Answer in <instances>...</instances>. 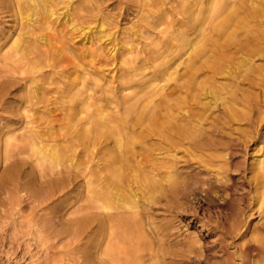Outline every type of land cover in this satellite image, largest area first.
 Returning <instances> with one entry per match:
<instances>
[{"label":"bare ground","instance_id":"bare-ground-1","mask_svg":"<svg viewBox=\"0 0 264 264\" xmlns=\"http://www.w3.org/2000/svg\"><path fill=\"white\" fill-rule=\"evenodd\" d=\"M9 1L18 28L0 37V221L25 223L30 239L44 246L43 264H186L197 258L199 240L174 247L145 209L156 193L179 183L178 150L212 160L208 151L217 147L199 136L201 91L221 99L233 116L250 109L252 97L236 91L237 79L264 82V65L256 63L264 60V0H183L165 26L166 16L144 17L132 32L142 47L103 23L93 30L94 15L83 0ZM13 82L26 90L12 105L16 117L4 115ZM253 157L252 205L248 214L233 209L230 227L264 256V229L245 227L254 205L264 217V152ZM20 162L31 168L23 181ZM60 174L67 179L52 182ZM42 178L49 183L43 195L37 188ZM69 185L79 189L81 215L62 213L61 227L51 228L35 208L53 206ZM200 191L208 197L210 188ZM245 242L238 262L259 264L248 261Z\"/></svg>","mask_w":264,"mask_h":264},{"label":"rangeland","instance_id":"rangeland-1","mask_svg":"<svg viewBox=\"0 0 264 264\" xmlns=\"http://www.w3.org/2000/svg\"><path fill=\"white\" fill-rule=\"evenodd\" d=\"M182 3L183 0H83L87 14L94 15V20L90 23L93 30H98L103 23V27H112V30H116L118 37L124 40L132 38L133 43L141 47L142 38L132 32L143 23L144 17L158 14L161 17L166 16L168 20H164L160 27L165 26L170 18L178 15ZM17 21L11 2L0 0V37L5 34L9 38L18 28ZM109 37L104 43L108 42ZM152 37L153 41L160 39L156 36ZM256 63L264 65V60L258 58ZM151 69L152 67H148L146 70ZM237 81L236 91L246 90V93L252 97L250 109H247L245 114L233 116L222 107L221 99L213 101L208 93L201 91L198 110L204 113V119L199 136L203 140L212 141L211 143L217 147L208 151L212 154V160L199 151L190 155L188 152L178 150L176 167L179 183L173 188L167 187L156 193L155 198L145 209L152 222L151 225L161 229L168 242L174 247L182 246L190 238L199 240L200 255L197 258H188L186 264L229 262L240 264L239 251L245 241L242 236L231 232L230 223L235 218L233 209L240 207L248 214L252 205L249 196L253 186L251 177L255 158L253 156L264 152V112L258 113V110L264 109V82L258 80L251 82L245 76H239ZM8 89L6 102L8 108L4 115L16 117L18 115H13L12 105L24 100L26 90L23 82H13L9 84ZM223 152H227V162L224 165L220 163ZM20 168L22 181L26 180L31 168L29 164L22 162ZM65 179H67L66 174L51 177L52 182ZM202 185L210 188V200L205 192L200 191ZM48 186L49 183L44 178L37 183L42 195L47 192ZM78 191L77 186L69 185L66 193L59 192L54 196L53 206L40 208L42 206L40 205L35 210L45 214L46 225L59 228L62 213H65L64 217L67 219L81 215L76 207ZM176 193H178L177 198H174L173 195ZM23 194L25 195V192ZM60 200H63V203ZM29 210L31 208L27 207L26 213ZM242 217L244 218L245 215ZM246 219V229L254 227L259 231L264 229V217L256 212V205L253 215ZM30 237L25 223H19V220L13 223L9 217L2 218L0 264H43L44 246L37 239ZM245 243L244 246H250L248 261L257 259L259 264H264V256L261 255L257 243Z\"/></svg>","mask_w":264,"mask_h":264}]
</instances>
